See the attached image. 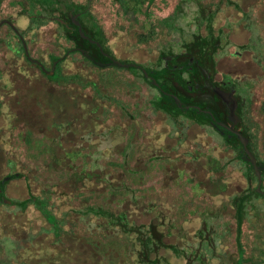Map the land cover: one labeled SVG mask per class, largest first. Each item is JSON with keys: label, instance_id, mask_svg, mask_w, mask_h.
<instances>
[{"label": "rangeland", "instance_id": "374dc122", "mask_svg": "<svg viewBox=\"0 0 264 264\" xmlns=\"http://www.w3.org/2000/svg\"><path fill=\"white\" fill-rule=\"evenodd\" d=\"M46 1L47 14L0 0V21L21 34L0 28V179L18 175L11 200L50 196L58 217L71 211L61 247L41 220L29 229V215L0 207V264H145L149 226L166 246L150 254L157 264H237L239 248L244 262H264V0H145L136 13L120 0ZM68 5L116 59L151 69L161 53L182 52V34L219 37L217 79L230 77L246 100L258 175L212 129L175 125L138 75L67 54L74 46L55 19ZM24 43L46 70L62 57V78L28 62Z\"/></svg>", "mask_w": 264, "mask_h": 264}, {"label": "trees", "instance_id": "16d2710c", "mask_svg": "<svg viewBox=\"0 0 264 264\" xmlns=\"http://www.w3.org/2000/svg\"><path fill=\"white\" fill-rule=\"evenodd\" d=\"M29 1L32 6L39 7L38 10H40L41 13H50L49 10L51 9L48 7L49 3L46 0ZM120 1L123 4L129 6V9L135 13L142 11L145 5V0ZM66 11H68L70 17L76 15V24L73 26L72 23H70V26L74 28L73 30H70V32L77 43L74 46L75 48L66 52L67 54L79 52L87 61L99 69L109 66L128 68L131 73L136 75L137 73L140 74L141 69H143L142 77L145 80V83L151 88L157 89L160 94V104L158 102L154 103L157 108H159L174 121L180 119V117H185L191 123H195L199 126H210L215 131H219L220 133L224 134L222 136L225 137V133L228 132V130L225 128H228L229 124L231 125L232 123L231 121H228L231 117V114L220 113L217 115L212 109V107L218 108L220 105L222 106L225 101L221 94H219L221 93V90L213 81L216 69L215 54L218 47L215 45V39L212 38L213 36L211 32V38L209 39L203 38L199 35H194V40H186L185 37H183L184 34H182L183 51L182 54H179L178 61H175L176 67L171 66L169 68L157 70L143 67L132 61H121L116 59L113 53L107 47L104 40L99 36V31L96 30L95 26L91 22L85 21V14L82 10H80L78 7L68 5ZM61 17H65L64 12L61 13ZM3 25H7L13 31L17 32L16 27L13 26L9 21L1 20L0 28ZM172 25L173 24L171 23H161L158 26H160V29H164L166 26L170 27ZM170 28L176 30L173 26ZM209 28L210 26H208V30H210ZM17 34L18 36H21L19 32H17ZM23 47L25 51V58L28 60V62L37 65L44 74L55 77L56 79L62 78V76L59 74L62 57H52L51 70H46L40 61L31 59L29 57L25 43L23 44ZM217 93L219 95H216ZM181 96L184 99H182ZM247 149L250 151L248 154L251 158V168L254 170L256 165L254 162L255 158L253 152L251 151L252 149ZM16 177H18V175H7L6 177L0 179V207L12 209V213L17 212L19 215H29L30 218L24 216L25 219L28 218L27 224L29 229H34L37 222L41 220V222L47 226L43 227V229L46 230L45 232L52 235L53 240L50 245L63 247L62 245L65 244V240L63 239L67 232L65 225L67 223L66 216L71 210L66 211L64 214L58 217L51 209L52 204L50 196H45L43 198L34 197L21 202L11 200L6 195V187L8 186V183ZM242 198L243 196L239 199L241 200ZM237 211V220H239L241 215L240 207H238ZM85 214L86 213H80V215ZM95 214L100 215L99 212ZM9 220L14 223L16 222L14 219ZM110 221L112 223V219H110ZM117 222L120 223L119 218L117 219ZM162 238L163 235L157 230L156 227L149 226V234L143 235V237L140 239L142 242L141 252L137 253L138 258H142L143 263L157 264V257L155 260L151 261L150 254L154 253L157 255L158 251L162 248L161 246L165 245L162 242ZM147 244L151 246V249L147 247ZM155 248L156 250H154ZM238 252L239 259L237 263L241 264L242 249L239 248ZM191 258L194 257H190L189 260H191Z\"/></svg>", "mask_w": 264, "mask_h": 264}, {"label": "flooded vegetation", "instance_id": "af4514ba", "mask_svg": "<svg viewBox=\"0 0 264 264\" xmlns=\"http://www.w3.org/2000/svg\"><path fill=\"white\" fill-rule=\"evenodd\" d=\"M64 13H65L64 18L61 17V15H60L55 20H58L57 21L58 24L61 26L62 29L65 30L67 41L72 43L73 46H75L77 44L76 40L74 39V37L72 36V34L70 32V30H73L74 28H72V26H70V23H72L73 26L76 24V20H75L76 15H73L70 17V15L68 14V11H64ZM68 20L71 22H69ZM192 39L194 40V34L192 35L191 39H189V40H192ZM195 39H197V38H195ZM180 40H182V38H180ZM219 42H220V38L217 37L215 39V45H217V47L219 46ZM182 43H183V40H182ZM181 49H182V44H181ZM182 51H183V49H182ZM179 54H182V52H179L177 54L172 52V51H169L167 54L161 53V55H159V57H160L159 59H160V61L162 60L163 64L161 63L159 68H155V69L161 70L164 68H169L171 66L176 67L175 61L176 60L178 61ZM125 69L130 71L128 68H125ZM142 70L143 69H141V71ZM141 71H140L141 75L139 73H137V75L139 76L140 79H142L145 82V80L142 77L143 71H142V73H141ZM216 73H217V68L215 69V76L213 78V81L217 84L218 88L221 90V93H219V94H221V96L224 98L225 102L223 103L222 106L220 105V107H218V108L212 107V109L214 110V113H216L217 115H219L220 113L231 114L230 115L231 117L229 118L228 121H231L232 123H231V125L229 124L228 128L227 127L225 128L228 130V132L225 133V137L222 136L224 134L220 133L219 131H215L212 127H210V126L209 127L208 126H199L195 123H191L185 117H180V119H177L175 121L173 120V121L175 123H179L180 120H184L187 123H190L191 125H196L199 127H208L210 129H212L216 134H218L219 137H222L224 143H227L231 147L237 149V151L243 152L246 159L251 161V158L248 154L250 151L247 148L252 149V147H251L252 143L251 142H252L253 137H252V134L248 131V129L246 127L247 125H244V119H243L244 118L243 110L246 108V100L244 98L240 97V95H237V92L239 90L238 86L234 83V81H232L230 79V77H228V78L224 77V79L222 81H219L217 79ZM152 89L155 90V92L157 93V96H158L157 102L160 104L159 101H160L161 97H160L158 90L155 88H152ZM219 94L217 93L216 95H219ZM182 99H184V98L182 97ZM213 117H214V115H213ZM222 129H224V128H222ZM254 162L256 163V160H254ZM253 172L256 173V175H258L257 165H255ZM259 173H260V171H259Z\"/></svg>", "mask_w": 264, "mask_h": 264}, {"label": "crops", "instance_id": "0c3cea01", "mask_svg": "<svg viewBox=\"0 0 264 264\" xmlns=\"http://www.w3.org/2000/svg\"><path fill=\"white\" fill-rule=\"evenodd\" d=\"M170 118V117H169ZM171 119V118H170ZM174 124L176 125V123L174 122ZM196 126V125H195ZM214 132V131H213ZM204 229V228H203ZM238 259H239V255H238ZM238 264V263H237ZM241 264H250V262H247V260H245V262L242 260ZM253 264H264L263 261H260L259 263H253Z\"/></svg>", "mask_w": 264, "mask_h": 264}]
</instances>
